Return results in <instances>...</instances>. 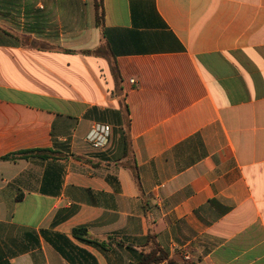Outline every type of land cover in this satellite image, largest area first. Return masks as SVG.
Masks as SVG:
<instances>
[{"label": "crops", "instance_id": "0c3cea01", "mask_svg": "<svg viewBox=\"0 0 264 264\" xmlns=\"http://www.w3.org/2000/svg\"><path fill=\"white\" fill-rule=\"evenodd\" d=\"M103 9L0 0V264H264V0Z\"/></svg>", "mask_w": 264, "mask_h": 264}, {"label": "trees", "instance_id": "16d2710c", "mask_svg": "<svg viewBox=\"0 0 264 264\" xmlns=\"http://www.w3.org/2000/svg\"><path fill=\"white\" fill-rule=\"evenodd\" d=\"M94 6H95V14H96V23L98 25V27H101V25L103 24L104 21V9H103V0H94ZM101 48H98L97 50L93 51L92 53L94 54H98L100 53ZM15 155V154H14ZM13 155V156H14ZM41 156L44 158H55L57 157L53 152L51 151H41V150H32V151H25V152H20L18 154H16V156L18 157H30V156ZM133 173H134V177L136 179V181L138 180V177L136 175V171L134 169H132ZM84 233L83 229H77L74 231L75 235ZM167 259L165 254H161L159 257V260H165ZM170 264H173L171 262H169Z\"/></svg>", "mask_w": 264, "mask_h": 264}, {"label": "built area", "instance_id": "2783aa9c", "mask_svg": "<svg viewBox=\"0 0 264 264\" xmlns=\"http://www.w3.org/2000/svg\"><path fill=\"white\" fill-rule=\"evenodd\" d=\"M110 135V127L105 125L96 124L87 137V141L94 148H102L108 144Z\"/></svg>", "mask_w": 264, "mask_h": 264}]
</instances>
